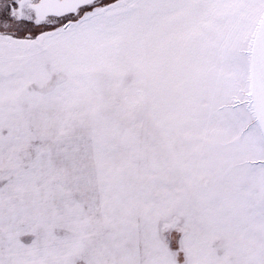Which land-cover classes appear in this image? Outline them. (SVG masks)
<instances>
[{"label":"snow or ice","instance_id":"snow-or-ice-1","mask_svg":"<svg viewBox=\"0 0 264 264\" xmlns=\"http://www.w3.org/2000/svg\"><path fill=\"white\" fill-rule=\"evenodd\" d=\"M0 264H264V0H0Z\"/></svg>","mask_w":264,"mask_h":264}]
</instances>
